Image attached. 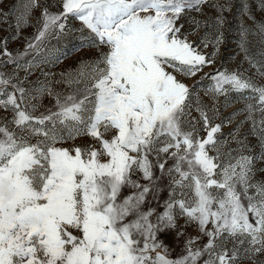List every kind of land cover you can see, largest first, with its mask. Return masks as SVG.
I'll use <instances>...</instances> for the list:
<instances>
[{
    "label": "snow or ice",
    "instance_id": "6c2138e0",
    "mask_svg": "<svg viewBox=\"0 0 264 264\" xmlns=\"http://www.w3.org/2000/svg\"><path fill=\"white\" fill-rule=\"evenodd\" d=\"M205 6L216 10L214 24L222 27L229 5L218 0H60L59 12L42 8L24 53L14 56L3 41L0 55L27 72L31 65L19 57L63 34L72 17L97 56L60 74L55 83L67 92L54 91L47 76L28 90L23 80L0 73V109L11 113L0 118V264H256L264 255V180L255 179L264 173L256 167L264 163V86L227 70L201 78L213 81L205 92L213 101L246 90L257 100L245 122L251 121L259 152L247 136L237 138L239 126L230 139L217 136L238 113L216 124L215 103L197 97L192 117L199 82L184 81L215 62L222 34L190 41L201 21L190 17L194 27L186 31L178 22L193 11L203 14ZM23 8L18 29L41 5L27 0ZM241 12L248 13L247 3ZM257 27L264 41V24ZM251 31L241 27L245 52ZM209 43L214 51L205 54L199 44ZM42 95L54 106L37 115L33 101ZM78 138L85 142L75 143ZM163 190L168 196L161 204ZM189 225L197 237H186ZM169 234L185 237L176 259L162 239ZM202 236L207 243L193 247Z\"/></svg>",
    "mask_w": 264,
    "mask_h": 264
},
{
    "label": "rangeland",
    "instance_id": "374dc122",
    "mask_svg": "<svg viewBox=\"0 0 264 264\" xmlns=\"http://www.w3.org/2000/svg\"><path fill=\"white\" fill-rule=\"evenodd\" d=\"M27 0H0V45L7 39V50L16 56L17 53H24L27 47V43L32 39L40 27L38 21L41 18V10L47 6L50 12H59L60 0H38L41 5L40 9L31 10L26 14V23H21L19 29L16 26V18L23 11V5ZM217 0H210V3H216ZM218 3L223 5L227 3L229 10L223 13L224 22L222 27H217L214 21L217 17V12L214 8L205 6L203 14L198 12H191L188 16H185L178 23L184 24L186 31L191 27H194L187 21L190 17H194L196 20L201 21L199 30L195 35L189 36L190 41L199 42L201 36H206L207 41H213L218 34H222V42L219 44L217 54L215 56V62L210 67H205L203 72L192 79H186L184 82L192 85L199 82V86L196 88L193 94V108L192 117L198 116L195 111V101L198 97L199 100L205 105H211L215 103L219 109L214 123L220 124L221 121L232 116L233 113H238L232 118L230 123L223 124L221 132L217 133V136L221 140L230 139L228 134L233 132L239 126V132L237 134L238 139H243L247 136L246 144L253 146V152H259L258 141L255 136L250 134L251 121H247V107L249 104L258 106V102L255 99H251V93L247 90L242 93L230 92L227 97L219 96L216 101L211 100L210 95H206V89H208L213 81L210 79H203L205 73H214L217 70L228 72H239L245 77L251 78L254 83L260 86H264V75H260L259 72H264V41L261 40L259 29L257 25L264 24V0H218ZM243 3L248 5V13L242 14L241 7ZM15 6V7H14ZM11 10L10 16H5ZM249 17H252L250 19ZM207 22V23H205ZM251 29L252 31L247 35V42L244 45L246 52L241 49V27ZM81 28L80 21L75 18L69 17L66 22L65 32L59 36H49L44 41L42 48L39 52L29 51L26 56L19 57V63L27 67L31 65V68L26 72L24 68H17L16 64L9 63L7 56L0 55V73L5 77L15 76L20 80H23V87L28 90L38 88L46 81L52 86L56 92H67L68 88L62 83H55L60 79V74L66 71H72L76 68L78 62L81 60L88 61L95 59L97 56V49L89 48L87 41L82 40L83 36L87 35V30L84 32L79 31ZM199 48L205 53L210 54L214 51L211 43L207 48L203 47V44H199ZM247 55V59H246ZM253 65H256L253 67ZM16 82L15 80L13 81ZM11 91V89H8ZM3 99V97H0ZM39 106V112H43L46 108L54 106V100L51 96L42 95L38 100L33 101ZM227 104V107H225ZM211 115V113H209ZM261 114L256 111L253 113V118L259 121ZM7 117L11 119V113L5 112L0 109V118ZM11 127V125H9ZM201 137L206 136V132H200ZM85 138H78L75 143H83ZM72 141H69L65 146H69ZM228 148L235 149L236 143L230 142L227 145ZM225 151L227 148L224 149ZM215 155V153H210ZM257 169L264 167V163H257ZM256 180H264V173H258L255 177ZM127 189L125 193H127ZM167 190H163L159 194V200L162 204L167 198ZM153 207H157L154 203ZM157 211H163L161 207H157ZM179 224H184V218L181 217L178 220ZM211 227V225H209ZM186 237H197L199 235L197 229L193 225L186 226ZM165 243L170 248L171 259H176L183 253L185 237H181L179 240H175L172 234L166 237H162ZM207 237L202 236L198 239L193 247H200L207 243ZM246 246V245H245ZM231 240L225 245V248L231 249ZM206 258V257H205ZM202 264V262H201ZM240 264H252V261L244 259L240 261ZM256 264H264V255H257Z\"/></svg>",
    "mask_w": 264,
    "mask_h": 264
}]
</instances>
